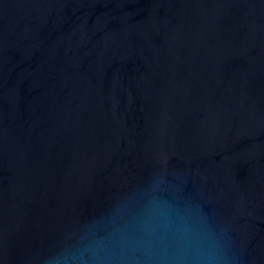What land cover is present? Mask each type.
I'll list each match as a JSON object with an SVG mask.
<instances>
[{
    "label": "water",
    "instance_id": "obj_1",
    "mask_svg": "<svg viewBox=\"0 0 264 264\" xmlns=\"http://www.w3.org/2000/svg\"><path fill=\"white\" fill-rule=\"evenodd\" d=\"M0 264H264V0H0Z\"/></svg>",
    "mask_w": 264,
    "mask_h": 264
}]
</instances>
